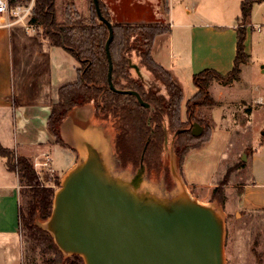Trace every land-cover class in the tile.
I'll return each mask as SVG.
<instances>
[{
	"label": "water",
	"instance_id": "1",
	"mask_svg": "<svg viewBox=\"0 0 264 264\" xmlns=\"http://www.w3.org/2000/svg\"><path fill=\"white\" fill-rule=\"evenodd\" d=\"M97 15L108 28L105 52L107 82L117 93L136 97L132 89H119L112 82L110 42L112 22L101 13L99 0H93ZM150 23L121 20L114 23ZM141 83L150 87L149 76L140 62L126 56ZM86 111H89L87 113ZM191 113L189 114L190 117ZM77 158L61 175L53 191L50 214L38 216L35 224L46 231L63 258L78 256L82 264H227L226 217L217 200L203 202L189 190L179 172L174 152L175 138L183 131L200 136L203 126L190 119L188 126L172 132L164 128L160 178L147 173L143 150L139 166L121 167L115 152L116 129L112 122L95 114L92 102L74 106L65 116ZM246 160L245 154L242 158Z\"/></svg>",
	"mask_w": 264,
	"mask_h": 264
},
{
	"label": "trees",
	"instance_id": "2",
	"mask_svg": "<svg viewBox=\"0 0 264 264\" xmlns=\"http://www.w3.org/2000/svg\"><path fill=\"white\" fill-rule=\"evenodd\" d=\"M88 1L86 17L80 18L77 12L70 10L72 4L68 2L64 11V20L59 23L56 20L55 0H33L30 23L40 26L43 34L52 44L61 46L74 56L79 64L76 80L60 86L57 90V100L52 104L47 120L48 129L57 144L74 150L61 138L60 124L74 106L92 102L95 106V114L98 115L100 110L101 118L111 121L116 129L114 145L119 165L136 169L145 149L143 163L147 173H158L162 169L164 128L174 132L189 125L198 107L216 106L217 102L209 92V86L213 81L229 84L239 79L241 65L247 62L249 57L245 52L244 42L247 34L246 26L249 25V16L255 0L241 1V19L235 27L236 49L232 68L225 74L212 68H205L192 75L196 92L185 103L187 116L184 120L181 114L182 89L173 80L171 74L157 64L151 55L155 39L168 33L169 25L161 21L114 23L104 2L99 0L102 15L112 22L113 38L109 48L113 65V85L119 89L136 90L149 104V107H144L139 104L135 96L117 93L109 88L108 61L105 52L108 28L100 21L93 0ZM160 1L163 12L166 13L168 0ZM8 2L10 5L16 4V0H8ZM131 51L136 52L140 65L163 85L165 93H159L151 86L146 87L138 77L131 75L126 60V56ZM197 122L203 126L204 135L193 136L190 131H183L175 138L174 152L179 160V168L185 154L191 149L200 147L202 144L200 139L203 136H206L205 139L210 138L211 132L208 126L200 120ZM0 155L5 157L7 167L17 173L20 194L24 193L28 196L26 213H23L19 204V225L22 223L32 237L38 232L45 237L40 242L42 249L52 247L63 262L82 264L81 258L75 255L63 258L51 236L35 224L37 216L45 219L50 214L54 188L43 184L29 158L14 156L10 149L1 145ZM242 165H244L243 160L233 170ZM56 184L58 185V182ZM227 184L228 180L224 177L212 189L210 200H217L224 205V188Z\"/></svg>",
	"mask_w": 264,
	"mask_h": 264
},
{
	"label": "crops",
	"instance_id": "3",
	"mask_svg": "<svg viewBox=\"0 0 264 264\" xmlns=\"http://www.w3.org/2000/svg\"><path fill=\"white\" fill-rule=\"evenodd\" d=\"M23 1L28 0H16L15 3ZM82 1L86 4L84 10L80 9L83 3L77 6L73 2L70 7V10L80 15V18L88 15L89 7L88 0ZM115 1L122 3L121 0ZM147 1H155L156 14L158 17L161 15L169 25L168 33L155 39L151 55L157 64L171 74L172 78L184 68H191V75L205 68H212L224 74L232 68L236 49L235 23L227 24L222 30H216L208 24L192 26L188 21H178L177 27H191V45L189 55L186 53V60H183L182 55L180 56L181 52L171 58L170 53L167 56L164 52L166 50L170 52L172 46L174 27L172 4L168 0V9L164 13L163 7L157 5L160 0ZM65 6L66 4L64 11ZM56 20L59 23L64 20V13L61 20L57 19V8ZM6 21L7 15L0 14V145L10 149L14 156L29 158L37 174L41 173H38V170L48 171L55 179V177H61L75 162L77 154L75 150L55 142L53 134L48 129L47 120L51 113V106L57 100L58 88L76 80L79 64L76 58L61 46L52 44L43 34L40 26L32 25L30 21L16 22L6 26L4 24ZM258 25H264V22L261 24L249 22V31L247 30L244 42L246 53L250 54L254 49L264 52V27L258 30L256 29ZM31 28L41 29V34L37 32L36 36L32 35ZM183 39L180 38V43ZM28 43H33L34 49L26 53L24 46ZM23 58L28 59L24 61V66L21 62ZM143 71L151 75L149 71L145 69ZM261 72L264 73L263 64ZM211 86L212 83L209 86V92L217 105H220L222 90L218 89V95L214 96ZM259 90L253 101L263 104V94L260 93L262 89ZM9 114L12 115L10 125ZM63 120L65 121V118ZM190 152L189 150L185 154L183 164ZM251 169L250 179L235 186L237 193L234 200L231 197L228 198L225 193L226 189L233 185L227 184L224 188V205L235 216L249 217L256 216L258 213L264 214V146L260 152L251 156ZM20 195L17 173L7 167L5 157L0 155V264H22L15 259L14 253L16 236L19 237ZM199 200L210 201L206 197ZM261 217L264 218V215Z\"/></svg>",
	"mask_w": 264,
	"mask_h": 264
},
{
	"label": "rangeland",
	"instance_id": "4",
	"mask_svg": "<svg viewBox=\"0 0 264 264\" xmlns=\"http://www.w3.org/2000/svg\"><path fill=\"white\" fill-rule=\"evenodd\" d=\"M102 1L110 13L112 22L134 20L150 23L161 21L166 23L161 15L160 17H155L157 13L155 1L121 0L122 3L120 4L115 3V0ZM241 1L243 0H170L171 7H173L172 15L174 22L172 46L170 52L166 50L164 53L167 56L170 53L172 58L178 52H181L180 56L182 55L183 60L187 59L186 53L189 55L192 35L191 27H177L178 21H188L192 26L208 24L216 30H222L227 24L235 23L237 25L238 21H240ZM24 2L27 1L21 3L24 4ZM55 2L57 19L61 20L65 4L74 2L79 6L84 1L55 0ZM87 5L89 6V1ZM157 5L161 7V1ZM67 6L68 4L65 8ZM109 6L114 9V14L110 11ZM85 7L86 4L83 3L80 8L81 11ZM249 21L259 24L264 22V0H255L253 2ZM30 30L34 36L41 31V29L36 28H31ZM247 30L249 31V25L246 26ZM181 37L184 39L180 43ZM30 49H34L33 43H28L24 46L26 53ZM247 54L249 55L248 60L241 65L238 80L233 81L231 85H225L219 81L212 82L211 92L214 96L218 95V89L222 90V103L212 108L198 107L194 115L195 117L192 119L194 121L200 120L208 126L211 135L209 139H205L206 136L200 139L202 143L200 147L190 150L191 152L183 164L184 156L179 172L185 179L190 192L202 200L204 197L209 200L211 199L212 188L218 185L224 177L228 180V185H233L232 187H228L225 193L228 198L231 197L234 200L235 193H237L236 189H234L235 186L238 183L248 181L251 177V156L260 152L264 146V103L257 104L253 101L258 95L259 89L264 91V73L261 72V65H264V52L263 50L258 52L254 49L250 54L249 52ZM128 57L131 58L132 62L139 61L135 51H131ZM24 61H28V59L23 58L21 60L22 66H24ZM141 68L142 70L145 69L143 66ZM191 71V68H184L179 70L173 78L183 93L181 106L183 120L187 116L185 103L196 92V88L192 83ZM130 73L132 76L137 77L131 67ZM148 76L150 78L148 81L150 86L159 93H165L163 85L155 80L152 75ZM262 91L260 93L263 94L264 98ZM86 112L89 113V111ZM11 120L12 115L9 114V125L11 124ZM61 131L65 141L72 145L71 132L66 121L62 124ZM204 134L202 132V135ZM171 137L172 132L168 131V140ZM244 154L246 158L244 165L238 167L237 170H233L242 160ZM37 172H41L38 176L45 186L51 184L54 189L57 188L60 177L53 179V175L48 171L38 170ZM159 176L160 172L155 173V178L158 179L160 178ZM56 182H58V185ZM27 201L28 196L22 193L19 203L23 213H26ZM222 208L226 217L225 252L227 264H264V218L261 217L264 214L258 213L256 216L242 217L241 213H239L240 217L239 215L235 216L225 205H222ZM18 232L19 237L16 236L14 253L15 259L21 261L22 264H70V262H63V259L59 258L52 247L42 249L43 247L40 242L45 237L39 232L32 237L22 223L19 225Z\"/></svg>",
	"mask_w": 264,
	"mask_h": 264
},
{
	"label": "built area",
	"instance_id": "5",
	"mask_svg": "<svg viewBox=\"0 0 264 264\" xmlns=\"http://www.w3.org/2000/svg\"><path fill=\"white\" fill-rule=\"evenodd\" d=\"M32 7L33 0L15 5H10L8 0H0V14L7 15V21L4 23L6 26H11L16 22L26 23L29 21ZM263 27L264 25H258L256 29L259 30Z\"/></svg>",
	"mask_w": 264,
	"mask_h": 264
},
{
	"label": "flooded vegetation",
	"instance_id": "6",
	"mask_svg": "<svg viewBox=\"0 0 264 264\" xmlns=\"http://www.w3.org/2000/svg\"><path fill=\"white\" fill-rule=\"evenodd\" d=\"M115 3H117L116 1H115ZM117 4H119V3H117ZM109 8H110V11H112L113 12V14H114V9H112L110 6H109ZM127 16V15H126ZM155 17H158V15L156 14V16Z\"/></svg>",
	"mask_w": 264,
	"mask_h": 264
}]
</instances>
